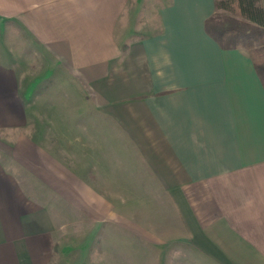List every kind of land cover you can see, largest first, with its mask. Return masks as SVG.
Instances as JSON below:
<instances>
[{"label": "crops", "instance_id": "obj_1", "mask_svg": "<svg viewBox=\"0 0 264 264\" xmlns=\"http://www.w3.org/2000/svg\"><path fill=\"white\" fill-rule=\"evenodd\" d=\"M214 1L0 0V264H264V87Z\"/></svg>", "mask_w": 264, "mask_h": 264}, {"label": "trees", "instance_id": "obj_2", "mask_svg": "<svg viewBox=\"0 0 264 264\" xmlns=\"http://www.w3.org/2000/svg\"><path fill=\"white\" fill-rule=\"evenodd\" d=\"M261 0H215L207 32L224 48L246 50L264 87V10Z\"/></svg>", "mask_w": 264, "mask_h": 264}, {"label": "rangeland", "instance_id": "obj_3", "mask_svg": "<svg viewBox=\"0 0 264 264\" xmlns=\"http://www.w3.org/2000/svg\"><path fill=\"white\" fill-rule=\"evenodd\" d=\"M38 80H39V78H38ZM38 80H37V81H38ZM37 81H36V82H37Z\"/></svg>", "mask_w": 264, "mask_h": 264}]
</instances>
